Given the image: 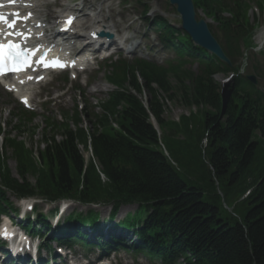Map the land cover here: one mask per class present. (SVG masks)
<instances>
[{
	"label": "trees",
	"instance_id": "trees-1",
	"mask_svg": "<svg viewBox=\"0 0 264 264\" xmlns=\"http://www.w3.org/2000/svg\"><path fill=\"white\" fill-rule=\"evenodd\" d=\"M195 3L218 22L220 37L215 36L232 66L193 47L188 37L176 51H187L198 60V73L186 69L187 61L169 69L146 63L125 66L115 75L118 90L101 106L102 113L90 129L79 121L75 131L70 125H46L44 148L38 152L40 166L21 141H7L30 169L19 172L22 179L39 175L35 188L10 179L9 174L2 182L19 195L49 199L80 195L84 200L90 195L114 205V212L122 204H139L140 211L129 219L140 227L137 234L143 242L137 248L161 264H179V260L183 264H264V93L241 76L233 79L226 94L215 83L216 75L236 72L241 42L251 30L245 23L249 4L245 0H236L234 7L226 0ZM225 11L232 19L223 17ZM159 22L164 27L163 41H170L174 30ZM253 71L264 80V67L255 65ZM176 102L197 113L169 123L167 107ZM31 120L23 116L9 136L33 125ZM179 130L185 134L183 142L175 140ZM21 146L29 156L20 153ZM81 148L92 152L87 166ZM82 179L85 187L78 194ZM0 198L4 200L1 189Z\"/></svg>",
	"mask_w": 264,
	"mask_h": 264
},
{
	"label": "rangeland",
	"instance_id": "rangeland-1",
	"mask_svg": "<svg viewBox=\"0 0 264 264\" xmlns=\"http://www.w3.org/2000/svg\"><path fill=\"white\" fill-rule=\"evenodd\" d=\"M83 0H69V3H72L74 5H77L79 3H81ZM98 1V2H97ZM99 1L102 0H95V5H99ZM110 3H113L112 5V9L114 10L113 15H114V21L116 24L120 25L122 24V22H125L127 24L128 27H131L133 29H137L139 30V28L141 26H139V20H136L135 15H139V11L135 8V7H123L122 5L119 4V0H107L106 4L103 6V9L106 11L105 16H108L111 13L109 12V5ZM252 3V2H251ZM151 6L155 9L152 17L159 15V16H163L164 18H169V19H175L177 16L175 15V13L172 11V8H169V11L165 12L163 10V7H165V3L164 0H154L153 3L151 4ZM112 10V11H113ZM200 17H204L202 13H199ZM250 18L251 21H254L256 18L260 19V23H263V18L261 16L260 13H258V11L253 8V10L250 12ZM263 29H264V25H262ZM142 33L143 30H141ZM152 38L150 39V41L152 42V45L155 46V41L153 39V35H151ZM139 40V39H138ZM140 41V40H139ZM141 43V42H140ZM144 43V44H143ZM141 43V45L139 46L138 50H137V55L136 57L138 58H149V54L147 52H145V42ZM156 59L159 61V59L162 58V56L164 57H170L167 54H163L161 52H155L153 54ZM134 56H132L133 58ZM192 69V71L194 73H198L199 72V64L196 63H190L186 69ZM105 72L104 73H99L97 76H95L94 78V87H97L98 85H100L101 87L107 89L99 91L96 94H91L90 91L92 90V88H88L85 86L84 81L82 80L81 83H78V86L81 89V92H79L78 90L75 91H69V93L67 94L69 96V100H65V99H58V101H55V103H57L56 106H54L53 104H51V106H47L46 109H41V108H37V111L35 113V115L39 114V116H37V119L33 122V125H29L25 126V127H21L20 131L18 133H14V135L11 136L10 139L13 138H17L19 141H21L23 144V146L25 147V149H30L32 150V160L34 159L35 162L37 164H39L38 162V152L41 150H43L44 145L41 144L42 138L44 136V132L43 129L46 128V120H49L50 122L53 123H58L61 121L60 118V114L62 112H66L69 113L71 112V114L74 113L76 107H79V112L84 116L83 121V127L85 128H90V124L89 122L92 121V118L90 117V114L93 113L94 115H99L102 113L101 110H99V106L100 103L106 99H108L109 95L113 92V91H117L114 86L111 85H107V83L105 82ZM229 77L228 75H218L215 77V83L219 84L223 89H224V94H226L225 90L227 91L230 87L231 83H226V81H228ZM60 88H64V85L59 83L57 85V87ZM69 87L64 88V90L67 92V89ZM105 91V92H104ZM41 92L43 96H52V92L48 87L45 88H41L39 91ZM109 94V95H108ZM38 103V100H36ZM0 106L1 108H3V112L2 115L0 116V122L2 123H10V125H15V123H17V120H14L13 114L17 115L18 114V108L16 104H13L11 102V100L6 97V95H4V93L0 91ZM86 113H88L89 116H86ZM197 110L196 109H192V110H187L185 108H183L180 103L176 102V103H170L168 104L167 107V114H166V120L170 123V122H174V123H179L180 119L184 116V117H190L192 114H196ZM18 116V115H17ZM200 116V114H199ZM13 120L12 124L11 121ZM11 126V127H12ZM72 126V125H71ZM113 126L115 128H117V126L115 124H113ZM11 127H6V131L10 132L11 131ZM33 127V131L30 130V128ZM72 128L74 129V125L72 126ZM8 129V130H7ZM36 131V132H34ZM58 137H56V139L58 141H61L62 136L60 134H57ZM184 133H182V131L180 132H176V141L179 142H183L185 140L184 137ZM6 141H4L3 143L0 141V173H6L8 171H10V173L12 175H14L16 178H18L17 172L18 171H30L29 168H27L25 166V164H22L21 160H23L21 157L17 156L15 151L13 149H10V147H8V144L5 143ZM203 146H206V141L203 142ZM20 153H22L23 155H28L30 153H27V151L25 149H23V147H18ZM162 150L165 151V147L162 146ZM85 159L88 161L91 157V155L89 153H86L85 150L81 149ZM21 159V160H20ZM40 166V164H39ZM188 168H186L187 171ZM193 171V170H190ZM32 175V174H31ZM32 177V176H31ZM193 175H189V179H192ZM30 181L32 183H34L33 179H30ZM218 192L219 190V186L217 187ZM219 195L222 196V193L219 192ZM10 196V195H9ZM10 201L15 205V207L19 206V202L14 199L13 197H9ZM77 207H70L66 212H72V211H76L78 210L79 212H81L82 209H75ZM46 211V208L43 206L42 209H40L41 211ZM89 208L84 209V211H88ZM136 207H126V208H122L119 211L118 216L116 217L117 220H123L126 218L127 215H131L135 212ZM110 213L109 209H103L101 211V216L104 218H107L108 215ZM116 262L118 264H147L146 261L143 258H138L136 260H134L133 258H130L129 256H125V255H121L119 256V259H116ZM80 264H83L82 261L79 262Z\"/></svg>",
	"mask_w": 264,
	"mask_h": 264
},
{
	"label": "water",
	"instance_id": "water-1",
	"mask_svg": "<svg viewBox=\"0 0 264 264\" xmlns=\"http://www.w3.org/2000/svg\"><path fill=\"white\" fill-rule=\"evenodd\" d=\"M171 4L178 6L182 16L183 28L192 36L194 42L205 50L213 53L220 60L227 62L221 47L212 37L205 22H196L194 7L191 0H170ZM226 92V90H225Z\"/></svg>",
	"mask_w": 264,
	"mask_h": 264
},
{
	"label": "bare ground",
	"instance_id": "bare-ground-1",
	"mask_svg": "<svg viewBox=\"0 0 264 264\" xmlns=\"http://www.w3.org/2000/svg\"><path fill=\"white\" fill-rule=\"evenodd\" d=\"M61 2V0H59V3ZM66 3H67V1H65V3H62V7L60 8L61 9V11L60 12H57L54 16H52V20H53V22L54 21H56V20H58L59 18H60V15L61 14H65V13H76V14H82V20H88V17H89V15H88V11L89 10H86V9H79V8H72L70 5H66ZM85 4L83 5V8L85 7V8H87L88 7V5H90V3H89V1H87V0H85V2H84ZM48 5H50V3H49V0H46V4H44V3H41L40 2V0H39V2H36L35 3V8H34V10H35V13H36V15L38 16H41V14H42V10H43V8H46V6H48ZM92 8H94V7H91L90 9H92ZM73 10V11H72ZM75 10V11H74ZM94 12L96 13V16L94 17V19H93V22L91 23V27H89V28H92L88 33H87V31H85V34H91L92 32L93 33H96V31H98V32H100V31H105V32H107V33H114L113 31H114V28H113V26L111 25V23H107V22H103L102 20H101V18H104V16H103V11L102 10H99L98 8H95L94 9ZM109 20H111L112 21V18L110 17L109 18ZM43 21H45V19H43ZM89 21V20H88ZM82 28L83 27H85V25H82L81 26ZM82 28H80L79 27V29H82ZM39 36H42L43 35V32L42 31H40L39 33ZM51 36H53V33H52V35L51 34H49V33H47V32H45L44 33V36L42 37V38H40L39 39V41L41 42V43H45V42H48V41H50L51 39H52V37ZM102 90H107V89H105V88H103V87H101L100 85H98L97 87H96V91H93V93H98L99 91H102ZM104 91V92H105Z\"/></svg>",
	"mask_w": 264,
	"mask_h": 264
}]
</instances>
